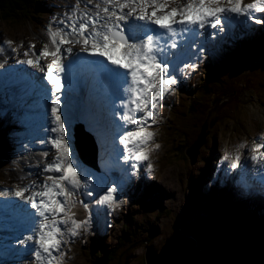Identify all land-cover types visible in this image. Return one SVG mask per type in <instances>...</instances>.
Wrapping results in <instances>:
<instances>
[{"label":"snow or ice","instance_id":"snow-or-ice-1","mask_svg":"<svg viewBox=\"0 0 264 264\" xmlns=\"http://www.w3.org/2000/svg\"><path fill=\"white\" fill-rule=\"evenodd\" d=\"M170 3L180 4V0H75L65 19L58 21L63 27H48V43L39 49L29 44L23 53L25 59L17 61L43 74L40 79L46 81L30 80V84L45 109L41 125L45 136L38 143L48 148L42 153L47 162L39 169L37 180L11 191L5 189L0 196L12 195L25 202L20 206L23 227L30 234L17 243L33 242L26 251L35 264H61L65 238L76 237L90 227L89 204L79 199V193L109 210L123 203L117 199L118 190L136 175L140 164L149 161L153 148L159 147L153 144L155 133L149 129L157 123L164 99L175 92L179 77L187 78L190 70L197 69L208 41H215L226 26L240 18L264 23L255 16L264 13V0H184L178 7H169ZM207 29L215 31L205 37ZM3 43L12 45L10 40ZM73 44L91 56L103 58L90 63L116 85L119 93L122 114L115 110L113 114L122 123L116 124L112 142L118 140L122 146L115 152L116 164L123 160L129 167L122 168L117 179H109L107 170L97 175L85 167L70 145L66 127L70 120L62 110L61 95L71 71V62L65 63L64 54L73 52ZM45 57H51V62L42 63ZM258 139L261 143L255 144L247 160L264 164V151H260L264 149V134ZM21 145L28 148L23 141ZM245 147L239 145L230 169L245 166L239 150ZM228 159V155L223 157ZM151 171L148 162L147 172ZM76 205L88 213L86 218H76L72 211Z\"/></svg>","mask_w":264,"mask_h":264},{"label":"rangeland","instance_id":"rangeland-1","mask_svg":"<svg viewBox=\"0 0 264 264\" xmlns=\"http://www.w3.org/2000/svg\"><path fill=\"white\" fill-rule=\"evenodd\" d=\"M45 3V7L41 6L39 12H19L17 10L9 9V4H4L2 6V1H0V59L8 61V53H12L14 57L24 56L23 53L28 49L29 44H34L36 49L43 47L45 43H48L47 29L51 26L54 30L56 27H63V25L58 24V21L64 20V14L69 12L70 6L75 4V0H42ZM252 0H243V3H251ZM83 7V4H81ZM91 7V6H89ZM40 15V16H39ZM39 16V17H37ZM55 17V19H53ZM257 19L264 21V15H256ZM250 21H247V24ZM262 24H255L250 22V26L256 32V29L261 27ZM241 27L246 28V24L238 26L240 33H243L245 30L240 29ZM10 40L12 41L11 47L4 44L3 41ZM240 43V42H239ZM23 44V47L20 45ZM12 48H16V51L13 52ZM264 53V52H262ZM221 51H217L214 56H220ZM223 65V61L220 62ZM17 66L19 65L12 64ZM238 70L237 77L234 79L233 89H236L237 95L236 99L230 103L236 105L231 106L235 108L234 111L223 110L221 115L218 118L217 123L211 130L210 141L207 142L208 147H204L205 151L215 149L214 156V166H216L213 173V177L209 178L208 184L215 183V177L217 176L219 170L221 172L228 170L222 168L221 166H229L233 156L239 145L245 144L246 147L239 149L242 154V162H245L246 156L248 153L243 154L244 151H248L250 146L261 141L258 139L261 134H264V54H259L257 57H251L245 65H243ZM193 72L190 70L189 75ZM188 75V76H189ZM183 78L182 80H186ZM193 80V78H191ZM6 81L0 82V86ZM180 86V83H177ZM9 86L8 90L3 89L2 94L4 95L5 103L11 109H15L16 105L12 104L11 99L14 100V92ZM8 91V92H7ZM2 94L0 93V115L3 114L8 116V121L3 122V127L1 130H4L7 140L13 142L15 147H20L22 151L21 156L18 158L17 166L10 163L11 157L9 154H15L17 148L10 147L8 150H4L6 157L0 158V164L3 168L0 169V192H2V187H7V183H15L16 178L19 173L20 176L29 179V175L37 176L39 169L42 167H37L39 162L44 157L42 153L48 151L46 146L42 148L34 147L31 151L29 147L32 144L29 143V130H23L25 125L16 113H9V110L6 109L3 105ZM17 100V99H16ZM165 102H169L166 109H160V115L157 118V123L152 125L149 129L155 133L153 138V144L159 145L158 148H153L150 152L149 161L152 164L151 174L147 172V163H144L143 170L146 175H143L148 178L147 180H152L154 177L155 182L161 185L162 190L156 194L154 188L151 184H145L141 179V188L146 187L148 194L152 197L151 200H154L155 197H160L158 205L161 209H158L157 204H138L140 203L138 194H130L136 191L137 186L133 187L132 190H128L130 187V181L133 178H130L126 181L125 184H128V187H125V184L117 192V199L122 200L123 203L114 210H109L106 205H97L93 198L96 206V211L93 212H103L107 209L108 214L113 213V215L108 216V229L104 228L105 221H102L100 224L96 223L94 225L91 223L87 231L81 232L76 237H66L67 243L63 246V251L65 253L64 258L61 261V264H96L98 259L96 253L103 254V250L110 249L112 252L113 260L110 264H146L145 254L148 250L147 247L153 248L156 251H159L161 247L166 243L165 241L171 236L173 229L178 225V220L182 217V221L188 223V226L191 228L190 234H198L200 232H205L208 226V221L203 219L201 215H198L194 210L187 211L188 208H184L183 204L189 199V192L192 189H189L190 185V175H194L195 166L197 163L192 165L190 163L189 157L187 155H174L177 151L175 146L181 141L172 140V136H169V125L171 124V111L173 107L177 108L174 104H171V94L167 95ZM17 103L19 101L17 100ZM85 106V104H84ZM65 112V110L62 108ZM27 111V109L25 110ZM84 110L76 109L73 112L67 113L69 117L78 118V115L81 114ZM29 112H25L24 115H28ZM84 118L82 115H80ZM206 116V115H205ZM229 116V117H228ZM85 117L88 119V124L91 129L98 128L96 124L95 115L89 116V113L85 114ZM232 119V120H231ZM201 119H199L200 121ZM68 128V138L70 145L74 149V137H73V126L71 123L66 125ZM195 128V127H194ZM103 130V129H102ZM194 131V129H193ZM220 131V132H218ZM190 136L192 135L189 131ZM215 138V145H213V139ZM99 138V135H98ZM5 140V138H2ZM21 141L24 144H28V148L25 149L21 145ZM172 141V144H171ZM115 144H113L112 139L105 138V144L110 148L119 151L120 149ZM11 145V144H10ZM9 147V145H8ZM6 146L4 145V149ZM75 151V150H74ZM76 153V152H75ZM228 155V160H223V157ZM9 158V161H8ZM231 159V160H230ZM137 171V170H136ZM201 171L204 174V170L201 167ZM208 173V172H207ZM138 178V173L136 174ZM209 176V174H204ZM228 180H234V177L229 178ZM31 178V177H30ZM200 178V177H198ZM2 179V180H1ZM134 180V179H133ZM227 179H225V182ZM201 181H199L200 183ZM206 186L205 184L203 185ZM203 187V188H204ZM129 191L130 193H128ZM82 192L79 193V199L85 200L82 196ZM137 204V206H136ZM157 205V206H156ZM94 207V206H93ZM74 213L76 214L77 219H84L88 213L80 205L74 207ZM145 210V211H144ZM147 210V211H146ZM161 211V212H160ZM93 218L97 214H93ZM264 216V213H263ZM92 222V220H91ZM128 224L125 227L126 234L123 233L121 227L122 223ZM123 224V225H124ZM231 237V241H221L217 239H208L205 241L207 245V253L211 249H218L219 254L209 256L210 264H253L251 261L255 257L256 253H259L264 247V231L260 233L258 230L253 228L248 231L237 230ZM256 233V235H255ZM206 236V234H203ZM99 238V239H97ZM212 240V241H211ZM96 243L98 244L97 246ZM1 244V243H0ZM3 246V245H2ZM97 247V249H93ZM147 248V249H146ZM205 250L201 252L198 248L197 256L201 260H207L206 255L204 254ZM246 253L247 256L243 255ZM115 255H118L115 259ZM249 257L251 258L248 261ZM236 258V260H235ZM258 256H256V259ZM16 258L11 259L12 263ZM247 259V260H246ZM256 259L254 261H256ZM100 260V259H99ZM22 264H28L27 260L23 261Z\"/></svg>","mask_w":264,"mask_h":264},{"label":"trees","instance_id":"trees-1","mask_svg":"<svg viewBox=\"0 0 264 264\" xmlns=\"http://www.w3.org/2000/svg\"><path fill=\"white\" fill-rule=\"evenodd\" d=\"M0 1H2V6H4V4H9V9L24 13L39 11L41 6H46L42 0ZM244 52L257 53L258 55L264 54L262 53L264 52V38H261L258 41L246 42L241 45V47L234 52L235 57L238 56V58L235 59L239 60L240 57L244 55ZM251 57L254 56L246 57L244 62L246 63ZM243 64L244 63L241 64L237 62L228 70L221 71L218 69V66L211 62L210 64H207L203 69L200 76V81L198 82V86L189 88L188 90H186V92H178V95L173 97L175 98V100L177 99L181 101L180 103H177L175 105L177 108L173 107L172 111L170 108V112H172V114L170 117L171 124L169 125V131L171 133H169V136H172L173 141H181V143H178L177 146H175L177 152L174 155H186V149L195 141L200 131V126L210 107V102L214 94H221L222 92L227 94L237 93L236 89H233V83L234 79L237 77L238 70L240 71L239 68H241ZM234 100H237L236 97H234ZM234 105H236V101L234 104L230 105L229 103L228 105H226L224 111H234L235 108H231V106ZM222 111L223 109L221 110V112ZM199 119L201 120L199 121ZM1 121L2 119L0 118V124ZM189 131L192 134L191 136L189 134ZM202 153L203 159L200 162L203 163L198 164V172H196L195 177H193V183H195L192 186L193 191L198 189V181L200 180V178L198 177H202L203 174V172L201 171V167L202 169L204 166L206 167L209 161V154L206 155L204 149L201 150V154ZM190 178L192 182V175ZM207 199H204V201ZM228 199L229 197L225 193H223L222 196H218L216 194L210 197L205 205L195 204L193 206V210L198 215H201L204 220H206L207 218V221L210 222L213 226L212 228L210 226L211 230L215 232L220 231V233L224 235L229 233V227H235L236 224L245 227V229H247V227L256 229L257 227H260L259 231L264 229V216H261L260 211L258 213L256 210L249 208L247 205L236 204L234 203L235 201L232 202ZM256 214L258 215V217ZM258 224L260 226H258ZM178 225L179 226H176L173 229L172 233L176 232L179 229L187 234L190 233L191 228L188 226V223H186L185 221H178ZM128 231H131L129 227ZM189 235H192L193 238H195L196 245L198 244L197 247L201 250V252L205 250L204 254L207 257V260L202 261H209V256L215 255V252L210 251L209 253H207V248L205 247L206 237L199 233L195 235L191 233ZM96 255L99 259L101 254L96 253ZM117 256L118 255H115V259ZM256 256H258L257 259ZM255 259L256 261H254V264H264V247L259 253L255 254L253 260ZM112 260V254L109 253L96 264H110ZM202 261L196 255L187 260L185 264H203L204 262Z\"/></svg>","mask_w":264,"mask_h":264},{"label":"water","instance_id":"water-1","mask_svg":"<svg viewBox=\"0 0 264 264\" xmlns=\"http://www.w3.org/2000/svg\"><path fill=\"white\" fill-rule=\"evenodd\" d=\"M235 93L215 94L211 99V107L207 111L200 128V134L196 141L186 149L190 163L194 165L199 157L200 149L206 142V137L212 127L216 124L220 110L234 99ZM80 129V128H78ZM75 145L84 162L96 167L97 148L92 136L82 135L76 129ZM198 252L195 240L182 230H177L163 245L160 252L148 248L145 254L146 264H185L187 260L194 257ZM243 255L247 256L246 253ZM248 257V256H247ZM210 260V259H209ZM236 260V258H235ZM247 260V259H246ZM251 258L249 257L248 261ZM207 262V261H206ZM254 264V260L251 261ZM207 264H210L209 261Z\"/></svg>","mask_w":264,"mask_h":264},{"label":"bare ground","instance_id":"bare-ground-1","mask_svg":"<svg viewBox=\"0 0 264 264\" xmlns=\"http://www.w3.org/2000/svg\"><path fill=\"white\" fill-rule=\"evenodd\" d=\"M240 43H243L242 41H240ZM13 67H15V69L14 70H11L10 72H8L6 75H4L3 74V72H2V70L0 71V82H2V81H7V79H8V76L9 75H11V74H13L14 73V71L15 70H18L17 69V66H15V65H12ZM19 71V70H18ZM92 72V71H91ZM29 74H31L32 72H28ZM93 74H99L100 75V71L98 70V71H93L92 72ZM11 88H12V90H13V92H14V96H15V99L14 100H12L11 99V102H12V104H14V105H16L17 106V100L19 101L20 100V102H22V104H23V102L25 101L24 99H23V97H22V94H21V92L23 93V95L24 96H26V94H25V91L24 90H19V91H16L17 92V94L15 93V90H18L17 89V87H16V83H14V82H12L11 84ZM110 87H112L111 85H109ZM8 92V91H7ZM27 92V91H26ZM19 98V99H18ZM17 99V100H16ZM28 102V104H30V105H32L33 104V101H27ZM78 109H82V110H84L82 113H89V116L91 117L92 116V114L93 113H91V111L86 107V105L85 106H80V108H78ZM69 120H70V122H72V121H75V119L74 118H71V117H69ZM79 128V127H78ZM92 130L93 131H96V134H97V137H98V135H99V138L98 139H100L101 140V137H102V142L105 144V138H106V136H104V134L101 132V131H99L98 130V128L97 129H94L93 127H92ZM77 131H79L82 135H86L87 136V133L82 129H77ZM118 147V146H117ZM119 149H120V147H118ZM121 150V149H120ZM248 157H250V155H247L246 156V159L248 158ZM255 165V164H254ZM242 168H244V167H242ZM246 168V167H245ZM244 168V169H245ZM256 171H257V167H256ZM235 175L234 174H231V175H229V178H232V177H234ZM256 176H258L257 174H256ZM228 178V177H227ZM261 179H263V177H260ZM228 181V180H227ZM232 183H233V180H230ZM230 196V195H229ZM2 200H6V199H2ZM228 200H230V198L228 199ZM7 202H8V204H10V203H12V205H13V207H11L10 206V209H13V210H16V211H18L19 212V210L20 209H22L20 206L21 205H24V203H20L17 207L16 206H14V204H13V202L12 201H10L9 199L7 200ZM1 206V205H0ZM10 214L13 216L14 215V217H17V216H15V214H12L11 213V211H10ZM16 214H18V213H16ZM18 218L20 219V221H22L23 222V224H24V221H23V210L21 211V213H19L18 214ZM97 217V216H96ZM15 219V218H14ZM205 234V233H204ZM212 241V240H211ZM13 243H14V240H13ZM12 243V244H13ZM198 245V244H197ZM26 260H28V259H26ZM26 260H24V261H26ZM12 262V261H11ZM20 264H22V263H20Z\"/></svg>","mask_w":264,"mask_h":264}]
</instances>
